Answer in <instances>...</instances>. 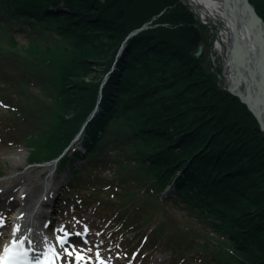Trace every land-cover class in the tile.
I'll return each mask as SVG.
<instances>
[{
    "label": "trees",
    "instance_id": "1",
    "mask_svg": "<svg viewBox=\"0 0 264 264\" xmlns=\"http://www.w3.org/2000/svg\"><path fill=\"white\" fill-rule=\"evenodd\" d=\"M248 1L264 22V0ZM193 26L179 0H0V77L11 55L25 73L12 106L26 111L22 139L37 165L69 142L94 102L99 72L123 48L86 128L87 160L70 166L71 177L118 162L111 168L121 205L134 215L129 227L154 223L153 237H166L189 264H264V132L195 56L206 32ZM176 169L183 175L161 202ZM165 204L193 222L179 235Z\"/></svg>",
    "mask_w": 264,
    "mask_h": 264
},
{
    "label": "rangeland",
    "instance_id": "2",
    "mask_svg": "<svg viewBox=\"0 0 264 264\" xmlns=\"http://www.w3.org/2000/svg\"><path fill=\"white\" fill-rule=\"evenodd\" d=\"M188 2V0H179V3L185 6L192 14L194 19L193 27L203 28L206 32V41L200 44L203 45L202 53L200 56H196L197 49L195 56L204 59V65L207 71L214 75L219 88L225 90L227 87L225 88V81L223 82L224 78L222 74L224 72L223 67L226 62L228 47L226 45L224 46V53L219 56V61L217 62V58L215 59L213 55L214 49H212L216 36L215 29L210 27L209 24L208 26L199 24V18H201L199 13L201 10L192 3L189 5ZM200 21L209 22L208 19H201ZM17 36L20 43L24 44L28 40L22 34H17ZM10 50V48L7 49V51ZM3 59H7L10 65L5 68L3 67L5 72L0 77V172L6 173L8 179H5V182H8L14 189L10 192V197L14 196L16 189L19 190L22 187L36 189L34 195H38L41 193V186L45 183L46 179H50V182L62 183L64 187L66 186L62 200L67 203L61 212L63 218L62 225L66 223L72 228L76 227V225L80 228L82 227L81 223L86 222L96 227L98 231L91 235V237L94 238V245H102L104 250L101 251L105 259L111 260L117 257V264H188L192 260L191 258L186 259V262H182L168 250L166 237L160 236L154 238L153 235H150L155 228L154 223H147L145 225H142V223L134 224L128 228V231L132 229L131 234L125 238L123 237L124 233L120 231V228L125 227V225L127 228L128 225L126 222H134V215L127 205H121L120 198L124 197L122 195L123 192L120 191L121 182L113 175L114 169L111 168L116 166L118 162L112 163L107 167H101L100 169L92 166L91 168L96 169L90 168L91 170L89 169V172H86L82 178L77 180L71 178L68 166L78 163V161L69 162L67 164L68 166L63 167L60 174L53 177L54 180L50 178V168L47 166L28 164L29 149L25 146L22 139L26 126L25 122L28 120L25 117L26 111L10 108L16 103L14 97L17 91L14 87L19 83L21 75L25 73L22 72L19 75L15 71L18 65L15 58L11 55L4 56ZM5 64L7 63L2 65L6 66ZM104 72H99L97 82L100 77L102 78L106 74ZM29 83L34 91L33 94L41 98L42 92L37 82L35 83V81L29 80ZM5 92L7 99L1 96ZM12 158H20V160L12 162ZM2 182L3 180L0 179V183ZM130 187L134 188V185L130 184ZM165 205L169 215L172 217L171 222H169L170 229L175 234L179 235L184 225H191L193 223L180 210L175 209L170 204ZM115 208L116 210L120 208L122 211L119 214H115L113 212ZM141 236H148L146 247L143 246L144 242H139ZM84 241L88 242L89 240L84 238ZM133 251L136 254L138 253V255H131ZM185 252H188L189 257L197 254L188 248L185 249ZM126 253L128 257L124 256ZM207 264L210 263L207 262Z\"/></svg>",
    "mask_w": 264,
    "mask_h": 264
},
{
    "label": "bare ground",
    "instance_id": "3",
    "mask_svg": "<svg viewBox=\"0 0 264 264\" xmlns=\"http://www.w3.org/2000/svg\"><path fill=\"white\" fill-rule=\"evenodd\" d=\"M188 1L202 7L207 12H209L210 15H213V16L220 15L226 23V26H227L226 39L229 45L228 47L229 63L227 65V72H226L227 83L230 86H232L234 85V82H235L236 84L235 88H237L238 90L244 89V82H246L247 79L246 77H244V80L241 77L236 78L237 74L235 72L234 63L236 59L235 55L239 54L241 50H244V48L245 49L247 48L251 66L254 72L259 74V77L261 78L262 83L264 85V65H263L264 63L262 64L261 62H259L261 61L262 54L258 50V47L253 40L255 39V37L258 36V29L256 27L255 29L253 28V22L251 20L250 13L247 11L248 9L246 8V6L241 4L240 0H233L235 10H236V21H237V24L239 25L240 30H242L241 33H243V35L241 34V36L244 37V39L241 40V44H240L241 46H239L232 39V34H231L232 24L230 21V16L228 15L229 7L228 5H226L225 0H188ZM231 44L232 46H230ZM251 97L253 96L251 95ZM259 110H260L261 116L264 119V102L263 104H261V107L259 108ZM11 160L12 162H17L20 160V158H12ZM5 186L1 185L0 188L5 187ZM8 190L11 192L13 190L12 186H10ZM35 192H36V189H30L26 191V193H29L33 196ZM9 209H11V206L5 208V210H9ZM35 213H36L35 211L31 212V214L29 215V219L27 221L18 223V226H17L18 230L14 233L13 241L28 243L30 250L33 253H36L37 260L44 262L43 259H45L46 261L51 262L53 260V255L55 253L53 242L51 241V238L44 237V235L41 234V232L36 229L35 221L30 220V217H32V215H35ZM6 221L7 223H5V221L0 220V230H1L0 243L2 240L7 241L10 235L4 231L7 228V224L9 223L8 220ZM79 243H82V240H81V237L76 233L65 238L66 246H69V245L76 246V244H79ZM37 250H41L42 252L41 253L36 252ZM41 256H43V258ZM81 258H82V255H79V256L76 255L74 257H69L68 253L64 252L62 260L65 262V264H67V261H70L71 259H73L72 263L78 264L80 262L78 259H81ZM79 264H83V263H79ZM100 264H115V260H111L109 262L103 260L100 262Z\"/></svg>",
    "mask_w": 264,
    "mask_h": 264
},
{
    "label": "water",
    "instance_id": "4",
    "mask_svg": "<svg viewBox=\"0 0 264 264\" xmlns=\"http://www.w3.org/2000/svg\"><path fill=\"white\" fill-rule=\"evenodd\" d=\"M225 3L229 7L228 15L230 16V21L232 24V28H231L232 39L234 42H236V44L241 46L240 45L241 40L244 39V37L241 36V34L243 35V33H241L242 30H240L239 25L237 24L236 21V10L234 6V2L233 0H225ZM240 3L246 6V8L248 9L247 11L250 13L251 20L253 22V28L255 29L256 27L258 29V36L255 37L256 41L255 39L253 40L256 43L258 50L262 54L261 61L259 62L263 64L264 63V22L256 13L254 7L249 3L248 0H240ZM143 29L144 27H142L139 31ZM230 46H232V44ZM202 49H203V45H200L198 48V52L196 53V56H200V54L202 53ZM235 57L236 59L234 65H235V72L237 74L236 78L241 77L244 80V77H246L247 80L246 82H244L243 90H238L237 88H235L236 87L235 82L234 85L232 86H230L227 83L226 72H227V65L229 63V49H228V54L226 56V63L224 66L225 88L227 87L225 90L230 94L236 96L241 101V103L246 105L247 109L253 114V116L258 122L259 128L257 129V131L264 132V119L261 116L259 110L261 104H263L264 102V85L262 83L261 78L259 77V74L255 73L251 66L247 48L241 50L239 54L235 55ZM250 94L253 97H251Z\"/></svg>",
    "mask_w": 264,
    "mask_h": 264
},
{
    "label": "built area",
    "instance_id": "5",
    "mask_svg": "<svg viewBox=\"0 0 264 264\" xmlns=\"http://www.w3.org/2000/svg\"><path fill=\"white\" fill-rule=\"evenodd\" d=\"M190 3L192 2H188L189 5H191ZM194 6L196 4L192 3ZM196 7H199V9L201 10V12L199 13L200 20H206L208 19L209 22H203L199 20V24L205 25V26H209L215 29V39L213 41L214 43V47L212 49H214L213 55L214 58H217V62L219 61V56H221L224 53V46L226 45L228 47V42L226 39V23L225 21L222 19V17L219 15L213 16L210 15L209 12H207L205 9H203L202 7L196 5ZM201 26V25H198ZM212 32V30H211ZM212 47V46H211ZM226 54V53H225ZM227 55V54H226ZM222 77H225V73L223 72Z\"/></svg>",
    "mask_w": 264,
    "mask_h": 264
}]
</instances>
